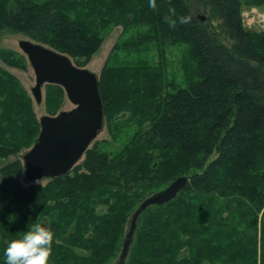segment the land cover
I'll use <instances>...</instances> for the list:
<instances>
[{"label": "trees", "instance_id": "trees-1", "mask_svg": "<svg viewBox=\"0 0 264 264\" xmlns=\"http://www.w3.org/2000/svg\"><path fill=\"white\" fill-rule=\"evenodd\" d=\"M200 1L201 18L186 0H156L155 8L149 0H0V34H22L78 67L101 49L105 29L134 25L146 28L139 47L153 45L163 58L166 48L187 45L195 67L185 88L168 81L165 66L103 69L105 120L131 114L139 124L116 156L97 144L45 185L28 183L20 160L0 167V258L8 241L47 223L49 264H109L130 227V194L163 175L189 183L173 201L142 214L125 264H264V32L244 28L242 17L264 0ZM172 8L174 26L165 18ZM180 16L189 19L180 23ZM9 55L0 50L14 67ZM46 86L54 116L67 96ZM0 108V159L7 160L31 148L41 126L32 99L1 70ZM98 205L106 211L96 213ZM182 249L187 258L179 257Z\"/></svg>", "mask_w": 264, "mask_h": 264}, {"label": "water", "instance_id": "water-1", "mask_svg": "<svg viewBox=\"0 0 264 264\" xmlns=\"http://www.w3.org/2000/svg\"><path fill=\"white\" fill-rule=\"evenodd\" d=\"M19 48L35 73L36 85L31 93L36 104L43 103L46 85H56L64 89L69 102L74 105L72 110L57 116L41 117L40 134L31 150L23 156L28 183L60 178L74 169L103 130L99 79L89 69L78 67L68 56L42 44L21 40ZM188 183V177H179L140 204L132 215L117 264L126 263L142 214L150 207L173 201Z\"/></svg>", "mask_w": 264, "mask_h": 264}, {"label": "rangeland", "instance_id": "rangeland-1", "mask_svg": "<svg viewBox=\"0 0 264 264\" xmlns=\"http://www.w3.org/2000/svg\"><path fill=\"white\" fill-rule=\"evenodd\" d=\"M36 3H44L48 0H32ZM187 4L192 9L195 16L198 18L205 17L202 11L200 0H186ZM243 24L244 28L251 31H263L264 32V6L259 8H244L243 13ZM100 28H105L103 25ZM146 31V28H140L138 26H132L128 31L124 32L122 27H110L102 32L104 39L101 49L94 55L93 59L86 66L87 69L94 72L98 78H100L103 69L108 67H119V68H137V67H166V77L170 83H176L178 86L187 87L195 80V67L190 60L188 46L178 45L166 48L165 54L162 55L153 45L147 44L142 47L138 46L139 36ZM21 40H29L28 37L13 33L11 31H3L0 34V50H6L10 52V58L12 62H15L14 67L10 66L2 59H0V70L4 73L12 75L18 82L19 88L28 97L32 99L33 111L38 120L43 116H52L48 111V106L46 105L47 96V86L43 89V103L37 105L31 90L36 85L35 73L28 61L27 56L19 48V42ZM74 108L67 97L62 99L59 107L57 108V116L63 111H70ZM2 109L0 108V112ZM131 114H121L107 122L104 121V127L102 132L99 134L97 139L91 144L90 148H93L98 144L102 151L110 154H117L125 145L129 144L133 137L136 135L139 129V124L131 121L129 116ZM146 124V123H145ZM145 126V125H142ZM33 147V146H32ZM31 147V148H32ZM24 149L16 157H10L7 160L0 159V167H5L11 163L20 160L23 162V156L31 150ZM212 160V159H211ZM79 164V163H78ZM77 164V165H78ZM76 165V166H77ZM25 175V174H24ZM23 175V177H24ZM161 176V177H160ZM153 183H144L143 187H137V189L130 194L133 197V207L131 209V216L133 212L139 207V205L152 194L160 192L166 189L173 181H170L168 177H162L160 175ZM22 177V181H23ZM48 180H43L38 183L46 184ZM106 211L105 207L97 206L96 213H104ZM237 211L233 210L232 216L235 217ZM131 218L129 219L130 222ZM234 224L233 230L237 229V223L231 219L229 224ZM44 226L48 227L45 223ZM264 218L262 213L259 215V226L263 228ZM260 227V228H261ZM49 228V227H48ZM129 228V226H128ZM127 228V231H128ZM244 228V227H243ZM231 230V227L229 228ZM21 235L19 234L20 238ZM182 239L185 240V237ZM121 251V250H120ZM121 253V252H120ZM120 253L109 262V264H117L119 261ZM139 255V254H138ZM141 255V254H140ZM188 250L182 249L180 251L179 257L187 258ZM0 263L4 264V255L0 258Z\"/></svg>", "mask_w": 264, "mask_h": 264}, {"label": "clouds", "instance_id": "clouds-1", "mask_svg": "<svg viewBox=\"0 0 264 264\" xmlns=\"http://www.w3.org/2000/svg\"><path fill=\"white\" fill-rule=\"evenodd\" d=\"M149 6L155 8L156 0H149ZM172 16L165 17L174 26L175 9H170ZM189 17L180 16L179 22H187ZM52 231L41 223L31 225L18 239L7 242L4 249V264H49Z\"/></svg>", "mask_w": 264, "mask_h": 264}, {"label": "bare ground", "instance_id": "bare-ground-1", "mask_svg": "<svg viewBox=\"0 0 264 264\" xmlns=\"http://www.w3.org/2000/svg\"><path fill=\"white\" fill-rule=\"evenodd\" d=\"M264 18V17H263Z\"/></svg>", "mask_w": 264, "mask_h": 264}]
</instances>
